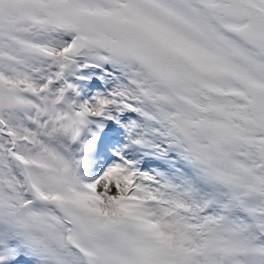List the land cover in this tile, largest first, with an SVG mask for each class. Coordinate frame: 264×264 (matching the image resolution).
<instances>
[{
    "label": "snow or ice",
    "instance_id": "1",
    "mask_svg": "<svg viewBox=\"0 0 264 264\" xmlns=\"http://www.w3.org/2000/svg\"><path fill=\"white\" fill-rule=\"evenodd\" d=\"M0 264H264V0H0Z\"/></svg>",
    "mask_w": 264,
    "mask_h": 264
}]
</instances>
